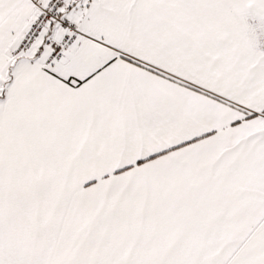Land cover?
<instances>
[{
  "label": "snow or ice",
  "instance_id": "snow-or-ice-1",
  "mask_svg": "<svg viewBox=\"0 0 264 264\" xmlns=\"http://www.w3.org/2000/svg\"><path fill=\"white\" fill-rule=\"evenodd\" d=\"M0 264H264V0H0Z\"/></svg>",
  "mask_w": 264,
  "mask_h": 264
}]
</instances>
